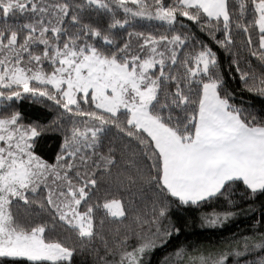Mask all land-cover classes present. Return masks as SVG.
Returning a JSON list of instances; mask_svg holds the SVG:
<instances>
[{
	"label": "snow or ice",
	"instance_id": "snow-or-ice-1",
	"mask_svg": "<svg viewBox=\"0 0 264 264\" xmlns=\"http://www.w3.org/2000/svg\"><path fill=\"white\" fill-rule=\"evenodd\" d=\"M0 264H264V0H0Z\"/></svg>",
	"mask_w": 264,
	"mask_h": 264
},
{
	"label": "trees",
	"instance_id": "trees-1",
	"mask_svg": "<svg viewBox=\"0 0 264 264\" xmlns=\"http://www.w3.org/2000/svg\"><path fill=\"white\" fill-rule=\"evenodd\" d=\"M25 104L27 105L28 102H25ZM29 110L31 111V109ZM55 145H56V142L53 139V140L47 141L44 147L46 150H50V149L55 148ZM242 221H243V218H237L235 222L227 224L223 231H211V230L201 231L199 229H196L195 231L201 239H216V238H219L220 236H227L232 232H237L239 230L244 229L246 222H242Z\"/></svg>",
	"mask_w": 264,
	"mask_h": 264
}]
</instances>
